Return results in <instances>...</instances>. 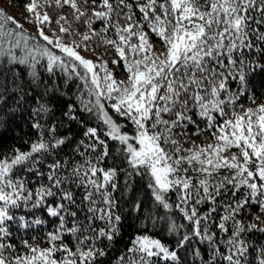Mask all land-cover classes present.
Listing matches in <instances>:
<instances>
[{
	"label": "snow or ice",
	"instance_id": "obj_1",
	"mask_svg": "<svg viewBox=\"0 0 264 264\" xmlns=\"http://www.w3.org/2000/svg\"><path fill=\"white\" fill-rule=\"evenodd\" d=\"M25 12L35 32L0 8V89L30 77L37 116L71 95L63 116L83 138L62 153L69 137L37 120L27 150L0 152V264H103L134 177L145 227L114 264H189L181 252L264 264V92L251 87L264 0H26ZM158 222L173 243L150 234Z\"/></svg>",
	"mask_w": 264,
	"mask_h": 264
},
{
	"label": "trees",
	"instance_id": "obj_2",
	"mask_svg": "<svg viewBox=\"0 0 264 264\" xmlns=\"http://www.w3.org/2000/svg\"><path fill=\"white\" fill-rule=\"evenodd\" d=\"M13 5L25 6L26 0H2ZM119 71V70H118ZM24 86V92H28L25 96L24 92H21L19 88L9 91H3L0 89V152H8L13 148H20L21 150H27L29 143L37 138L38 130L32 127L37 120L44 126L43 131L45 137L48 136L47 129L55 123L57 125L56 135L60 137H69L66 145L62 147V153H71L76 143L83 138V128L76 121L68 120L63 116V111L66 110V104L71 101V95L68 97L57 96L51 99V103L54 105L53 114L37 116L34 114L33 109L37 107L36 102L32 99L33 93L30 92L27 85V80L30 77H24L22 73L19 74ZM11 73H6V77H10ZM251 87L256 95H260L264 92V73L257 71L252 78ZM20 97H24L22 100ZM14 113L9 119H4L7 113ZM77 115L81 119H87L86 114L77 112ZM89 126H93L90 124ZM78 158V157H77ZM111 163V161H107ZM121 182L123 177H120ZM133 191L126 193L123 199H119V210L122 215V221L120 224V234L111 242L109 249V255L102 258L103 264H114V258L120 254L130 241L139 234L145 227V224L141 223L143 217L140 213L132 211V203L136 198H139L148 205L149 198L147 189L143 186V182L139 177H134ZM162 211H157L156 215L162 216ZM150 234H155L161 238L165 243L171 244L174 241V237L168 235L164 227V222H158L155 227L150 223L147 224ZM257 240H264V236H255ZM106 248L109 247V242L105 241L102 245ZM180 255L184 257L185 261L190 264V255L181 252Z\"/></svg>",
	"mask_w": 264,
	"mask_h": 264
},
{
	"label": "rangeland",
	"instance_id": "obj_3",
	"mask_svg": "<svg viewBox=\"0 0 264 264\" xmlns=\"http://www.w3.org/2000/svg\"><path fill=\"white\" fill-rule=\"evenodd\" d=\"M0 8L4 9L7 14L15 17L30 32H35L36 30L35 27L32 24L27 23L23 18L24 16L27 15V13L25 12V6H17L0 0ZM84 54L88 55L87 53Z\"/></svg>",
	"mask_w": 264,
	"mask_h": 264
}]
</instances>
